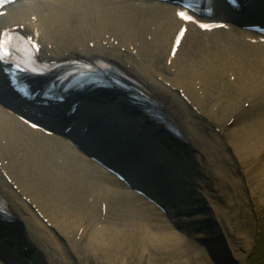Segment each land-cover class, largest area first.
I'll return each instance as SVG.
<instances>
[{"label":"bare ground","instance_id":"obj_1","mask_svg":"<svg viewBox=\"0 0 264 264\" xmlns=\"http://www.w3.org/2000/svg\"><path fill=\"white\" fill-rule=\"evenodd\" d=\"M30 3L14 8L7 22L24 24L38 14L42 44L52 46L49 52L56 60L80 56L116 62L179 130L178 161L147 138V131H138L146 128L151 134L152 128L156 135L166 128L132 105L128 91L113 95L115 105L96 94L72 101L81 103L79 129L92 118L104 121L91 129L89 137H98L95 144L77 135L78 141L109 154L136 187L169 207L183 228L150 223L154 207L149 201L121 186L69 142L28 135L0 100V198L10 220L0 216V231H5L0 264H79L82 249L101 254L107 264H120L131 253V259L156 264V250L166 251L171 264H233L229 257L235 249L219 240L220 232L239 245L243 256L236 257L243 264L253 233L242 224L258 207L257 190L264 192V73L255 61L264 51L236 34L232 41L223 38L228 50H207L192 30L173 59L180 23L175 10L157 0ZM0 95L13 102L2 88ZM257 170L262 176L248 190ZM197 189L208 202L205 212ZM11 230L30 254L6 243Z\"/></svg>","mask_w":264,"mask_h":264},{"label":"rangeland","instance_id":"obj_2","mask_svg":"<svg viewBox=\"0 0 264 264\" xmlns=\"http://www.w3.org/2000/svg\"><path fill=\"white\" fill-rule=\"evenodd\" d=\"M179 155H180L179 151L175 152V156H179ZM236 163L237 162H232L231 164H236ZM233 170H234V175L243 176V175L238 174L235 169H233ZM259 173H260V171L257 170L256 178L253 179V181H254L253 183L254 184L252 182H250L249 185L246 184L248 190L250 188L256 187V182H257V179H258L257 176L259 175ZM259 176L261 177L262 175H259ZM243 180H241V181H243ZM257 192H258V195H257V198H256L257 199L256 203H257L258 207H257L256 211L254 213H252L251 216H250V217H253V218L248 217V220L246 218L245 219V224H242V227L245 228V230L246 229L251 230L250 232L253 233L252 234L253 235V237H252L253 242L251 244L252 246H251V249L249 250V252L244 255L243 264H264V192H261L259 190H257ZM157 212L161 213L160 210L156 209V210H154V212H152L150 214L152 217L149 218L150 219L149 222L152 223L153 225L156 222H158L161 225L162 224L169 225V222L167 220H170V219L169 218L167 219V217L166 218H161L157 214ZM246 213L248 214V212H246ZM219 240H221L227 246V248L230 251H231L232 248L235 249V254L237 256H238V254L243 256V254H241L242 250L239 247V245H237V243H234L235 241L233 242V237L228 238V236L226 237V235L222 236L221 232H220V239ZM156 253H157L156 256H155L156 264H171L172 258H169L168 256H166V251L164 252L162 250L161 251L156 250ZM81 254H82V258H81L82 259V263L79 262V264H107V261H106L107 259L102 257L101 254H98V256L89 255L83 249L81 250ZM131 254L127 257L128 259L126 258L124 261L120 260V264H143L142 262H139V260H137V258L135 259L133 257V259H131L132 258ZM162 254H163V256H161ZM230 254H231L230 261L233 264H239L236 255H233L231 252H230ZM70 256L72 257V255H70ZM84 256H87L88 258L87 257L84 258ZM175 262H177V261H175ZM175 262H173L172 264H175Z\"/></svg>","mask_w":264,"mask_h":264}]
</instances>
